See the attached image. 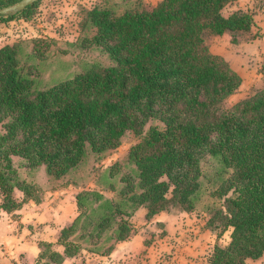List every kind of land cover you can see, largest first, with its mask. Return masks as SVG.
Listing matches in <instances>:
<instances>
[{
  "label": "trees",
  "instance_id": "1",
  "mask_svg": "<svg viewBox=\"0 0 264 264\" xmlns=\"http://www.w3.org/2000/svg\"><path fill=\"white\" fill-rule=\"evenodd\" d=\"M234 1L100 0L74 42L35 37L0 48V207L13 213L46 192L83 188L77 218L59 233L63 252L41 243L38 264L109 256L132 236L140 207L148 218L206 214L218 238L231 231L209 264L264 256V89L228 107L243 79L206 41L252 33L253 13L224 14ZM38 4L0 22H29ZM52 60L69 72L47 78ZM128 136L139 142L105 167Z\"/></svg>",
  "mask_w": 264,
  "mask_h": 264
},
{
  "label": "crops",
  "instance_id": "2",
  "mask_svg": "<svg viewBox=\"0 0 264 264\" xmlns=\"http://www.w3.org/2000/svg\"><path fill=\"white\" fill-rule=\"evenodd\" d=\"M247 1L256 2V0ZM234 2L237 3L236 0ZM240 10L253 13L249 10ZM261 11L264 13L263 9ZM13 22H0V29H9ZM261 24L255 19L252 32L259 31ZM12 44L14 42L8 41L5 45ZM247 46L257 49L260 47L259 52L261 50L264 52V35L253 38L252 44ZM210 49L214 54L224 57L234 68L235 57L230 59L227 50L221 52L214 51L211 47ZM123 156L111 160L108 166ZM93 187L95 185L91 184V188ZM82 190L81 187L70 186L49 191L44 194L40 203L28 200L20 210L13 213H8L0 207V264H38L41 243H51L58 251L63 252L64 248L58 244L59 233L77 218L79 214L77 195ZM1 203L0 193V206ZM147 214L148 210L145 207H140L135 212L131 218L134 231L132 236L119 242L109 256L83 252L77 257L67 258L64 264H82L83 262V264H90L89 262L93 264H209L214 246L217 243L220 244L226 234L231 235L229 231L218 238L207 227L209 218L206 214L174 209L152 218H148ZM159 228L164 233L161 238L156 236ZM247 264H264V256L258 260L249 259Z\"/></svg>",
  "mask_w": 264,
  "mask_h": 264
},
{
  "label": "rangeland",
  "instance_id": "3",
  "mask_svg": "<svg viewBox=\"0 0 264 264\" xmlns=\"http://www.w3.org/2000/svg\"><path fill=\"white\" fill-rule=\"evenodd\" d=\"M98 1L100 0H40L38 6L30 14L31 18L29 22L17 19L13 23H9L11 25L9 29H0V47L8 43V41L16 43L22 39L35 37H46L59 41L74 42L79 36V22L85 17L86 9L90 8ZM158 1L159 0H149L148 4L149 6H154ZM236 1L237 3L232 2L224 10L226 16H229L238 9L249 10L253 12L258 23L260 22L262 24L259 26V31L255 30V32L252 33L237 34V43L233 42L234 37L232 34H226L223 37H215L214 35L206 34V41L214 51L222 52L227 50L230 59L235 57L233 59L234 68L231 67L233 69H238V73L243 77V83L240 89L227 99L226 105L228 107H233L264 89V52L263 50L259 52L260 47L257 49L252 46H247V44H252L253 38L262 37L264 35V13L261 11L263 4L259 1L254 3L247 0ZM89 33L90 32L87 34ZM242 46L244 48H242ZM235 55L241 57L236 58ZM91 57L94 61L98 59V62L101 64L105 62L104 56L98 51L93 50V52H91ZM64 61L65 63L70 62V60L67 59ZM62 64L60 60H52L45 68V75L47 78L54 77L56 70L55 75H57V72L62 73V70L63 72L65 71L64 75H66L70 69H63L64 67L62 68ZM138 142V138L128 136L126 142L113 154L114 156L105 160L104 165L108 166L111 160L113 161V159L125 155L130 150L131 146L136 145ZM163 234V230L159 228L156 236L161 238ZM229 240L230 233L222 238L220 244L224 246ZM89 263L93 264V262Z\"/></svg>",
  "mask_w": 264,
  "mask_h": 264
},
{
  "label": "water",
  "instance_id": "4",
  "mask_svg": "<svg viewBox=\"0 0 264 264\" xmlns=\"http://www.w3.org/2000/svg\"><path fill=\"white\" fill-rule=\"evenodd\" d=\"M40 0H20L12 6L0 8V17H9L17 15L27 9L29 6L39 2Z\"/></svg>",
  "mask_w": 264,
  "mask_h": 264
}]
</instances>
